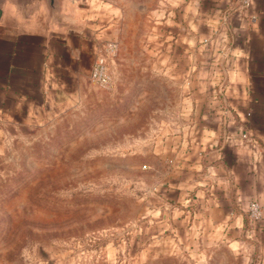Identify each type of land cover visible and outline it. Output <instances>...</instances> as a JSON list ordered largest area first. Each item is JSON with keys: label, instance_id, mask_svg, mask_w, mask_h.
Segmentation results:
<instances>
[{"label": "rangeland", "instance_id": "374dc122", "mask_svg": "<svg viewBox=\"0 0 264 264\" xmlns=\"http://www.w3.org/2000/svg\"><path fill=\"white\" fill-rule=\"evenodd\" d=\"M93 1L114 17L102 42L118 46L114 86L84 76L25 106L0 133V264H251L226 249H189L155 227L154 165L189 96L195 43L186 24L166 20L187 10Z\"/></svg>", "mask_w": 264, "mask_h": 264}, {"label": "crops", "instance_id": "0c3cea01", "mask_svg": "<svg viewBox=\"0 0 264 264\" xmlns=\"http://www.w3.org/2000/svg\"><path fill=\"white\" fill-rule=\"evenodd\" d=\"M165 3L187 10L166 22L186 24L184 38L195 43L189 96L173 110L154 165L155 227L189 249H226L264 264V0L245 11L237 0ZM59 6L53 14L47 0L2 5L0 133L25 106L89 77L111 39L113 16L99 3ZM251 201L262 207L260 222L248 216Z\"/></svg>", "mask_w": 264, "mask_h": 264}, {"label": "built area", "instance_id": "2783aa9c", "mask_svg": "<svg viewBox=\"0 0 264 264\" xmlns=\"http://www.w3.org/2000/svg\"><path fill=\"white\" fill-rule=\"evenodd\" d=\"M240 10H248L253 5V0H237ZM208 40H205L207 43ZM118 52L116 42H108L103 44L99 49L98 58L91 70L90 78L100 88L110 90L115 83L114 75L110 68L112 59ZM246 138V135H243ZM156 191V189H155ZM248 216L251 221L260 222L263 218V210L256 201H251L248 205Z\"/></svg>", "mask_w": 264, "mask_h": 264}, {"label": "water", "instance_id": "95a60500", "mask_svg": "<svg viewBox=\"0 0 264 264\" xmlns=\"http://www.w3.org/2000/svg\"><path fill=\"white\" fill-rule=\"evenodd\" d=\"M4 1L5 0H0V19H1L2 14H3L2 5H3ZM47 2L49 5V8L53 14H59L60 13V6H59L60 0H47Z\"/></svg>", "mask_w": 264, "mask_h": 264}]
</instances>
